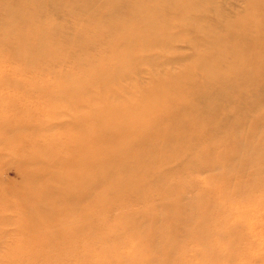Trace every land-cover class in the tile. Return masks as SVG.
I'll list each match as a JSON object with an SVG mask.
<instances>
[{"label": "bare ground", "instance_id": "bare-ground-1", "mask_svg": "<svg viewBox=\"0 0 264 264\" xmlns=\"http://www.w3.org/2000/svg\"><path fill=\"white\" fill-rule=\"evenodd\" d=\"M246 1L239 15L221 0H0V176L22 178L0 185V237L17 235L0 264L248 256L233 225L254 224L239 209L264 190V0ZM142 65L163 78L132 82ZM31 70L52 77L19 78ZM126 200L144 207L121 214Z\"/></svg>", "mask_w": 264, "mask_h": 264}, {"label": "rangeland", "instance_id": "rangeland-1", "mask_svg": "<svg viewBox=\"0 0 264 264\" xmlns=\"http://www.w3.org/2000/svg\"><path fill=\"white\" fill-rule=\"evenodd\" d=\"M221 4H223L224 8H227L228 11H230L231 8L235 9L239 15L252 13V10L250 9L249 4L246 0H221ZM57 22H58V24L63 25L66 37H72L73 36L75 25H76V17L75 16H73L72 14H69L68 12H63L62 14H60L58 16ZM133 27H134V29H137L136 25H133ZM138 31L141 32L140 30H138ZM80 43L83 44V40L80 41ZM180 47L182 50H184L186 52L192 51L191 47L187 43L180 44ZM92 53L95 54V55H93L95 57V59L100 60V61L106 55L104 51H101L100 53L97 51L96 52L92 51ZM51 68L53 71L55 69H58V70H63L65 72H68V71L73 70V64L71 63V61H67V62H63L62 64L52 66ZM141 68L143 70H145V72L138 79H133L132 82H134V83L137 82V84L139 83V84L147 85L153 81L152 80L153 79L152 74H155V76L159 77L160 79L163 78V74L161 72L163 70L161 68H157V70H156L154 68L153 69L150 68V66H148V65H142ZM1 73H4L6 75H11V74H13V68L11 66H7L3 71L1 70ZM31 77L32 78L35 77L36 78L35 80L38 82L48 81L52 77V73L51 72H39V74H38L34 70H31L27 74H22L19 78L21 80L22 79L23 80H29ZM116 88H119V87L116 86ZM0 120H2L3 123L7 122V118L5 116H1ZM203 176L205 178L209 177L208 172L205 171L203 173ZM21 182H22V178L15 168H11V169L4 168L3 175L0 176V185L2 187L6 186L5 184L14 185V184H20ZM166 182H167L166 180H160L158 178V176H156L151 180V185L161 186ZM260 191H261V193H260ZM194 192H195V190H193L189 194L193 195ZM263 194H264V190H259L258 193L255 192L249 199L250 205H248L249 202H247L246 203L248 206L247 208H244V209L240 208L239 209L240 211L249 210V213L257 210L258 212L251 213V215L248 216V218H243V222L244 221H252V222H254V224L252 226L250 223H248L247 226L245 224V228L242 226L243 225L242 223L233 225L234 227H236L237 230L242 231L243 236H242L241 240H239V242L241 243L243 248L248 249V256L246 258H244L243 253H241L240 254L241 261L238 262L237 264H264V260H262V261L259 260V258H260L259 256L262 254L263 248H264V227H263V225H264V209H263L264 204H261V202L264 201L263 200L264 198L261 199V197H260V196L263 197ZM254 200L257 203L252 204V201H254ZM262 203H264V202H262ZM120 207H121V214H123L124 212H126L132 208L133 209H141L144 207V204L143 203H137L134 206H130L128 203V200H126L121 204ZM229 209L230 210H228V212L232 211L231 212L232 214H235V212L237 213L239 211L238 209H236V207L235 208H229ZM235 210H237V211H235ZM118 212H120V210H118ZM115 213H117V210ZM233 219L234 220H232V222L235 221L234 217H233ZM257 222H259V223H257ZM260 223H261V225H260ZM5 229H6V231L4 234L7 233V235L5 237H3V236L0 237V259L4 257L3 255L13 245V243H15V241L17 239V235L15 234V231H16L15 227L10 226V227H6ZM94 232H95V227H92L89 229L90 234H93ZM208 240L210 241V243H213V241L218 242V236H217L216 231L208 234ZM213 246L215 248H217L218 250L219 249L221 250V248H220L221 244L220 243H214ZM239 251H238V253H239ZM189 257H191V256H189ZM197 259H199L197 256L191 257V260H193V261H195Z\"/></svg>", "mask_w": 264, "mask_h": 264}]
</instances>
